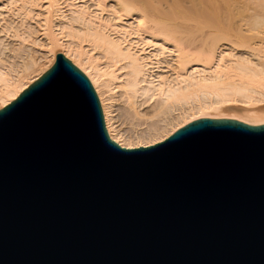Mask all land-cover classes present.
<instances>
[{
    "label": "water",
    "instance_id": "water-1",
    "mask_svg": "<svg viewBox=\"0 0 264 264\" xmlns=\"http://www.w3.org/2000/svg\"><path fill=\"white\" fill-rule=\"evenodd\" d=\"M0 264H264V124L122 146L58 52L0 109Z\"/></svg>",
    "mask_w": 264,
    "mask_h": 264
},
{
    "label": "bare ground",
    "instance_id": "bare-ground-1",
    "mask_svg": "<svg viewBox=\"0 0 264 264\" xmlns=\"http://www.w3.org/2000/svg\"><path fill=\"white\" fill-rule=\"evenodd\" d=\"M57 47L88 75L122 146L202 117L264 124V0H0V109Z\"/></svg>",
    "mask_w": 264,
    "mask_h": 264
},
{
    "label": "rangeland",
    "instance_id": "rangeland-1",
    "mask_svg": "<svg viewBox=\"0 0 264 264\" xmlns=\"http://www.w3.org/2000/svg\"><path fill=\"white\" fill-rule=\"evenodd\" d=\"M255 4H260V3H255ZM58 48V47H57ZM56 48V49H57ZM60 49L61 48H58L56 51H59L60 52ZM70 59V58H69ZM71 60V59H70ZM73 62V61H72ZM74 63V62H73ZM75 64V63H74ZM76 65V64H75ZM78 67V66H77ZM83 71V70H82ZM84 72V71H83ZM86 74V73H85ZM87 75V74H86ZM88 76V75H87ZM149 105H145L143 108L146 110L147 109V107H148ZM150 109V108H149ZM148 109V110H149ZM114 114H119V116L118 117H124V108H123V106H119V105H116V107L114 108Z\"/></svg>",
    "mask_w": 264,
    "mask_h": 264
}]
</instances>
